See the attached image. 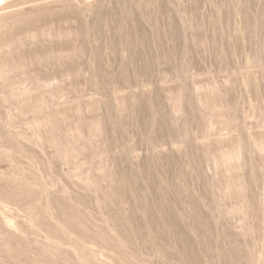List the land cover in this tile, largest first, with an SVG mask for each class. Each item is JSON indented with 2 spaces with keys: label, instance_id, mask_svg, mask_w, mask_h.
<instances>
[{
  "label": "rangeland",
  "instance_id": "374dc122",
  "mask_svg": "<svg viewBox=\"0 0 264 264\" xmlns=\"http://www.w3.org/2000/svg\"><path fill=\"white\" fill-rule=\"evenodd\" d=\"M0 264H264V0H0Z\"/></svg>",
  "mask_w": 264,
  "mask_h": 264
}]
</instances>
